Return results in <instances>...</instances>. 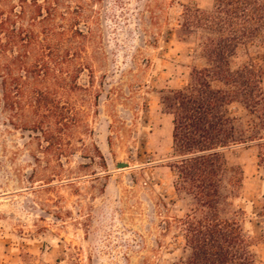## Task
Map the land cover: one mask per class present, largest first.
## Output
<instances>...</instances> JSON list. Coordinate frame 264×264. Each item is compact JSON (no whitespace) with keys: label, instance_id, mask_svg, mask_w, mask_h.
Instances as JSON below:
<instances>
[{"label":"rangeland","instance_id":"374dc122","mask_svg":"<svg viewBox=\"0 0 264 264\" xmlns=\"http://www.w3.org/2000/svg\"><path fill=\"white\" fill-rule=\"evenodd\" d=\"M21 1L7 0L0 10L21 11ZM23 6L26 28L53 10L47 26L65 63L34 86L51 93L52 111L40 119L44 129L23 127L36 118L19 119L0 102V264L175 262L185 239L174 220L193 201L176 191L173 117L161 92L187 87L193 70L206 66L197 34H183V14L187 7L212 12L215 0ZM250 61L264 67L262 39L241 46L232 66ZM229 111L257 131L256 142L225 155L244 171L235 204L243 232L257 246V264H264V122L240 104Z\"/></svg>","mask_w":264,"mask_h":264},{"label":"trees","instance_id":"16d2710c","mask_svg":"<svg viewBox=\"0 0 264 264\" xmlns=\"http://www.w3.org/2000/svg\"><path fill=\"white\" fill-rule=\"evenodd\" d=\"M28 1H21L18 12L0 10V102L19 119L35 117L22 125L37 130L52 105L51 93L34 86L49 82L65 62L51 43L54 34L47 23L55 14L50 7L28 28L20 25ZM183 15V34H197L207 64L193 70L187 87L161 92V104L173 117L176 191L193 201L189 213L174 220L185 250L171 264H257V246L243 232L242 210L235 204L244 171L231 167L225 152L258 140L257 131L244 128L229 107L240 104L264 122V67L256 61L232 66L241 46L264 42V0H215L212 12L187 7Z\"/></svg>","mask_w":264,"mask_h":264},{"label":"water","instance_id":"95a60500","mask_svg":"<svg viewBox=\"0 0 264 264\" xmlns=\"http://www.w3.org/2000/svg\"><path fill=\"white\" fill-rule=\"evenodd\" d=\"M119 167L120 168H126L127 166L125 164H120Z\"/></svg>","mask_w":264,"mask_h":264}]
</instances>
